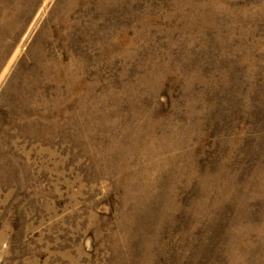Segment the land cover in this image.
Instances as JSON below:
<instances>
[{
	"label": "rangeland",
	"instance_id": "374dc122",
	"mask_svg": "<svg viewBox=\"0 0 264 264\" xmlns=\"http://www.w3.org/2000/svg\"><path fill=\"white\" fill-rule=\"evenodd\" d=\"M17 1L0 264H264V0ZM123 132L167 144L118 164L132 189L104 165Z\"/></svg>",
	"mask_w": 264,
	"mask_h": 264
},
{
	"label": "bare ground",
	"instance_id": "6f19581e",
	"mask_svg": "<svg viewBox=\"0 0 264 264\" xmlns=\"http://www.w3.org/2000/svg\"><path fill=\"white\" fill-rule=\"evenodd\" d=\"M10 1H12V0H3V5L4 6H6V5H9L10 3ZM16 1V3L15 4H13V8H14V12L16 13V11H19V10H21V4H23V3H18V1L17 0H15ZM29 5H30V3H29ZM29 5H26V7L27 6H29ZM31 6V5H30ZM33 6V5H32ZM35 7V6H34ZM11 14H13L12 12H6V13H4L2 16H1V19L3 20L2 22H1V24L2 23H6V22H9L11 19L8 17L9 15H11ZM11 17V16H10ZM7 18H9L8 20H7ZM13 21V20H12ZM11 23V22H10ZM14 23H16L15 21H14ZM1 24H0V26H1ZM8 24V23H7ZM10 26V25H9ZM17 24L15 25V27L17 28ZM8 27V26H7ZM22 27V26H21ZM4 29H6V30H8L6 27H4V26H1V28H0V32L1 31H4ZM5 30V31H6ZM17 30V29H16ZM11 31V30H10ZM3 33V32H2ZM6 33V32H5ZM9 33V32H8ZM2 35V34H1ZM7 35H10V34H7ZM4 36V35H3ZM4 38V37H3ZM1 46V45H0ZM3 47H5V46H3ZM8 46L6 45V49L9 51L10 49H8L7 48ZM4 48V50L2 49L1 51H0V59H5V56H6V54H8V51L6 50ZM11 48V47H10ZM31 53V52H30ZM33 54V53H32ZM38 59H37V61H36V65H35V67H33V69H34V72L35 71H37V72H39L40 71V73H42V74H46L51 68L50 67H48V66H46V64H42L40 61H41V59H40V55H39V57H37ZM43 60V59H42ZM2 62V61H1ZM43 62V61H42ZM52 70V69H51ZM32 72H33V70H32ZM25 77V76H24ZM30 77V76H29ZM36 78V77H35ZM38 78H36V80H37ZM26 79H24V81H25ZM25 83V82H24ZM33 83V82H32ZM27 84H29V83H27ZM26 83H25V90L24 91H21V93H18V98H21V101H25L27 98H30L29 96H28V94H30V93H28L27 94V87H26V85H27ZM30 90V89H29ZM26 91V92H25ZM46 103L47 104V102L46 101H43V103ZM52 106H53V109L55 108L54 106H59L60 105V99L59 98H56V99H54L53 101H52ZM57 106V107H58ZM60 107V106H59ZM58 109V108H57ZM59 113V112H58ZM46 115V114H45ZM60 116V115H59ZM47 117V116H46ZM78 117V116H77ZM44 118H45V116L44 115H42V116H39L38 117V119H37V121H34V122H30V124L28 125V126H30V127H33V126H39L40 125V123H43V120H44ZM50 123V122H49ZM55 124V123H54ZM51 126V125H50ZM49 126V127H50ZM36 129H38V130H40V131H44L43 130V128L42 127H37ZM124 133V132H123ZM138 134H140L141 135V137H142V139H141V137L138 135H134L132 138H131V136H127V135H125V133H124V135L126 136V139H124V137H122V140H121V138L120 139H114V138H112L113 140H112V142H110L109 141V145H108V149H106V151H104V152H106L105 153V155H104V157H105V159H106V162H105V164L104 165H107L110 161L111 162H114L115 164H116V166H117V171H116V174H118V175H122V176H125L126 178H128V180H127V186H128V188L129 189H132V188H135V186H136V184H138V179H137V177H136V183L133 181V178H134V176H129L127 173H126V170L125 169H123L122 167H120L118 164H123L125 167L127 166V164H128V160H130V159H132L133 158V156L135 157L136 155H141L142 157H144V159L145 158H147L149 161L151 160V159H154L155 157H157L158 155H162V153L164 152V151H166L167 150V144H166V142H161V141H156L155 139V141L156 142H153V139H150V140H148L147 139V137H146V134L145 133H143V132H139ZM123 135V134H122ZM123 135V136H124ZM24 137H27V135H23ZM43 136H44V133L43 134H40L39 135V138H43ZM123 140H128L129 141V143L130 144H128L127 142H123ZM125 143H126V146H125ZM168 143V142H167ZM173 145V144H172ZM174 147V146H173ZM120 148H122V150L120 149ZM103 153V152H102ZM100 155V154H99ZM98 155V156H99ZM111 157V158H110ZM102 158V157H101ZM165 158V157H164ZM8 161H10L11 163H13V161H12V158L11 159H8V160H6V162H8ZM103 161V160H102ZM6 162L4 163V160L0 157V176L1 175H3L7 170V168H6V166H5V164H6ZM153 162V161H152ZM9 163V162H8ZM149 163H151V162H149ZM154 163V162H153ZM153 163H151V164H153ZM12 166H13V168L15 167L14 166V164H12ZM153 166H154V168H155V171H157V166H155L154 164H153ZM22 170H23V168H22ZM26 171V170H25ZM143 171H145V170H143ZM157 173V172H156ZM11 175V174H10ZM23 178H24V176L23 177H21L19 180H22L23 181ZM142 178V172L140 171V179ZM125 179V178H124ZM140 185V184H139ZM146 186V185H145ZM142 188V187H141Z\"/></svg>",
	"mask_w": 264,
	"mask_h": 264
}]
</instances>
